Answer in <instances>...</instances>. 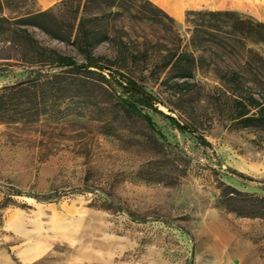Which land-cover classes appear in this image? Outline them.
Listing matches in <instances>:
<instances>
[{
    "label": "rangeland",
    "instance_id": "obj_1",
    "mask_svg": "<svg viewBox=\"0 0 264 264\" xmlns=\"http://www.w3.org/2000/svg\"><path fill=\"white\" fill-rule=\"evenodd\" d=\"M84 1L59 0L46 10L68 30ZM120 1H92L84 14L88 30L110 24L111 41L91 48L98 63L110 67L120 86L121 75L137 81L205 141L140 104L155 122L150 127L94 72L68 86L58 105L67 113L5 114L0 264H264V218L240 216L220 203L222 182L264 193V127L244 126L239 116L244 105L257 110L252 97L264 104V73L216 46L195 51L204 58L187 82L176 84L177 71L166 65L180 46L168 27L183 38L180 50H190L189 11H234L264 23V0H189L174 25L160 16L167 28L140 20L137 7L128 11ZM3 2L0 17L11 24L0 30V87L31 77L30 57L41 51L16 20L43 10L39 0ZM26 29L39 48L88 62L72 42ZM249 47L264 57V45ZM233 72L242 84L231 81ZM33 248L40 254L25 263Z\"/></svg>",
    "mask_w": 264,
    "mask_h": 264
},
{
    "label": "trees",
    "instance_id": "obj_2",
    "mask_svg": "<svg viewBox=\"0 0 264 264\" xmlns=\"http://www.w3.org/2000/svg\"><path fill=\"white\" fill-rule=\"evenodd\" d=\"M92 1L100 4L108 0H85L83 4L79 3L74 22L68 30L61 25L60 19L52 10L42 11L16 20V23L20 26V31L26 36L31 45L38 48L41 52L40 56L35 53L30 57V63L34 66V69L28 80L0 87V120L9 112H12L16 118H19L17 116L21 112L29 111V113H32L33 110H35L34 115L40 116L56 112L67 113L66 109H62L58 105L60 106L62 99L65 98L68 86L73 82L83 81V75L92 74V72L87 71L83 64H79L71 56L63 55L55 50L39 48L37 41L33 40L26 27H36L54 39L72 42L86 57L88 62L102 65L98 63L100 58L94 56L91 48L111 41L112 38L107 30L110 24L107 22L103 30H88V18L84 14ZM115 3L116 1L111 2L112 5ZM119 3L121 6L126 7L128 11L137 7L139 13L143 15L140 18L142 21L151 20L166 28L167 25L160 16H163L172 25L176 22L173 17L150 0H144L145 4L141 6H136L135 1L132 2L131 0L120 1ZM3 9L4 2L0 0V11H3ZM186 20L192 32L189 44L190 50H180L183 38L175 31L173 26L168 27L178 39V42H180L179 49L170 52L171 54L166 58V65L177 71L176 84L180 83L178 81L187 82L194 79V69L198 62L204 58L202 55L196 56L195 51L203 53V51L214 49L213 46L218 47L219 50L230 51L231 54L234 53L242 60V65L245 67H253L255 65L257 67L256 70L264 73V57L252 47H249V44L264 45L263 22L244 17L234 11L209 10L189 11L186 15ZM9 24H11L10 20L0 17V30H5L4 33L7 32L6 25ZM108 63L112 62L109 61ZM102 66L110 71V67ZM93 74L96 73L94 72ZM111 75L115 77L113 72H111ZM121 77H125L127 84L145 90L134 79L124 75H121ZM241 79L240 73L233 72V80L231 81L242 84L243 81ZM255 81H258L257 76ZM124 90L131 93V96L123 97L116 94V97L123 104L126 111L142 117L150 127L156 128L152 116L140 104L150 107L156 112L164 113L155 107L154 103L139 90L131 87H125ZM252 99H254L255 109L257 110L251 113V110L244 105V109L239 113L240 122L247 127H264V104L255 100L256 98L254 97ZM166 116L179 129L193 132L188 124L185 127L171 116ZM193 133L197 138L205 141L204 137H200L196 132ZM159 134L162 133L159 132ZM220 203L240 216L264 218V193L242 191L222 182Z\"/></svg>",
    "mask_w": 264,
    "mask_h": 264
},
{
    "label": "crops",
    "instance_id": "obj_3",
    "mask_svg": "<svg viewBox=\"0 0 264 264\" xmlns=\"http://www.w3.org/2000/svg\"><path fill=\"white\" fill-rule=\"evenodd\" d=\"M59 0H39V3L43 6V10L50 8L52 5L57 3ZM152 3H154L159 8L167 11V13L174 17L175 19H183L185 17L186 9L190 8V1L189 0H150ZM25 250V248H22ZM27 251V250H26ZM30 254L24 253L23 259L24 262H29L35 257H37L40 252L35 251V248H33L30 252L27 251Z\"/></svg>",
    "mask_w": 264,
    "mask_h": 264
},
{
    "label": "water",
    "instance_id": "obj_4",
    "mask_svg": "<svg viewBox=\"0 0 264 264\" xmlns=\"http://www.w3.org/2000/svg\"><path fill=\"white\" fill-rule=\"evenodd\" d=\"M83 66L85 67V69L87 71L95 72V73H98L99 75H101L106 81H108L111 88L120 96H122V91L124 90L125 87H131V88H135V89L139 90L143 95L147 96L154 103L155 107H157L160 111H162L166 115L171 116L177 122H179L181 125L187 127V124L179 116H177L173 111L165 110L164 108H162L159 101L156 100L155 98H153L152 95L149 94L148 92H146L145 90H142L136 86L129 85L126 82H122V81H119L122 85L121 86L118 85L117 84L118 79L116 77H113L111 75V72L100 64L87 62V63L83 64Z\"/></svg>",
    "mask_w": 264,
    "mask_h": 264
}]
</instances>
